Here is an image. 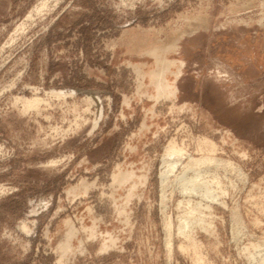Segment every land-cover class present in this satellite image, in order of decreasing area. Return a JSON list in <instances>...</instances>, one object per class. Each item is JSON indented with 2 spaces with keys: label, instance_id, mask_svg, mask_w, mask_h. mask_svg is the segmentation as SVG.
<instances>
[{
  "label": "rangeland",
  "instance_id": "obj_1",
  "mask_svg": "<svg viewBox=\"0 0 264 264\" xmlns=\"http://www.w3.org/2000/svg\"><path fill=\"white\" fill-rule=\"evenodd\" d=\"M0 264H264V0H0Z\"/></svg>",
  "mask_w": 264,
  "mask_h": 264
},
{
  "label": "bare ground",
  "instance_id": "obj_2",
  "mask_svg": "<svg viewBox=\"0 0 264 264\" xmlns=\"http://www.w3.org/2000/svg\"><path fill=\"white\" fill-rule=\"evenodd\" d=\"M170 65V64H169ZM180 74V71H178L177 73H176V75H177V77H178V75ZM154 76H158V73H155L154 74ZM160 76V75H159ZM153 77V76H152ZM160 81L164 84V80L163 79H160ZM151 83V82H150ZM197 141V140H196ZM203 143H206V144H208L209 146H210V152H213L214 151V148H213V144L211 143V142H209V141H207V140H203ZM196 144V143H195ZM204 145V144H203ZM197 147V146H196ZM204 148V147H203ZM207 148H209L208 146L206 147V149ZM186 149V148H185ZM184 149V150H185ZM195 152V151H194ZM206 152L208 153V151L206 150ZM209 152V153H210ZM200 153V152H199ZM205 153V152H204ZM215 153V152H214ZM206 154V153H205ZM213 154V153H212ZM185 152L183 151V149H182V147L180 148V147H178L176 144H175V142H169V144L166 146V148H165V150H164V155H163V161H162V167L161 168H163L162 169V171H161V173H160V177H161V180H162V182H164V181H166V179H167V177H168V175L179 165H181L182 164V161L185 159ZM213 157V156H212ZM187 158H188V156H187ZM191 158V157H190ZM202 158V157H201ZM199 159V160H197L196 159V161H197V163H199V167L201 168V164H200V162H207V164H208V161H211V159L210 158H203V159ZM213 158H215V157H213ZM194 160H195V158H193ZM191 160V159H190ZM189 160V161H190ZM213 160V159H212ZM217 160V159H216ZM223 160V159H222ZM221 160V161H222ZM219 161V160H218ZM217 161V162H218ZM188 162V161H187ZM195 162V161H194ZM197 163H195V164H197ZM210 163V162H209ZM215 163V162H214ZM183 164H184V162H183ZM193 165L194 163L193 162H188V163H186L185 165H181L182 166V169H187L188 167H189V165ZM204 164H206V163H204ZM219 163H217V165H218ZM203 165V164H202ZM216 165V166H217ZM208 166V165H207ZM212 166H214V165H212ZM215 166V167H216ZM224 166V165H223ZM192 167V166H191ZM226 167V166H225ZM199 168V169H200ZM204 168V167H203ZM207 168V167H206ZM197 169H198V167H197ZM188 170V169H187ZM196 171V170H195ZM203 172V171H202ZM184 173H185V171H184ZM184 173H182V174H184ZM199 173H201L200 171H199ZM206 174V173H205ZM194 178H195V176H194ZM193 185H196V184H194V182H193ZM185 188V187H184ZM183 190H186V189H183ZM186 204V203H185ZM187 208V207H186ZM192 208V207H191ZM190 208V209H191ZM189 209V210H190ZM189 213H192L193 212V209L192 210H190V211H188ZM186 214H188V213H186Z\"/></svg>",
  "mask_w": 264,
  "mask_h": 264
}]
</instances>
